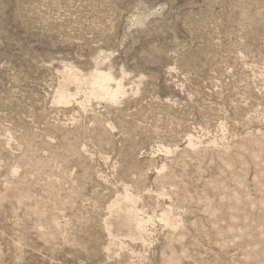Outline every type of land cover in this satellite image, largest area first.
Instances as JSON below:
<instances>
[{
	"label": "rangeland",
	"instance_id": "rangeland-1",
	"mask_svg": "<svg viewBox=\"0 0 264 264\" xmlns=\"http://www.w3.org/2000/svg\"><path fill=\"white\" fill-rule=\"evenodd\" d=\"M0 264H264V0H0Z\"/></svg>",
	"mask_w": 264,
	"mask_h": 264
},
{
	"label": "bare ground",
	"instance_id": "bare-ground-1",
	"mask_svg": "<svg viewBox=\"0 0 264 264\" xmlns=\"http://www.w3.org/2000/svg\"><path fill=\"white\" fill-rule=\"evenodd\" d=\"M65 76H66L65 77L66 78L65 85L58 92V100L60 103H67L66 101L69 100V98H68L69 93L66 90V86L71 82H77L80 87L82 85H85V84H90L89 87H91V93L94 96H101L104 99L107 98L110 101H112L113 103L117 101L120 91L123 90V89L120 90L121 86L119 83L116 85L115 88L112 87L111 83H112L113 79L107 73L106 74L105 73L104 74L103 73H94L90 76V78H88V77L87 78H80L76 74V70L74 71L73 69H68V71L65 73ZM79 86H78V88H79ZM122 87H123V85H122ZM122 93H123V91H122ZM92 94L90 96H92ZM190 144H193L192 141ZM126 193H129V192H126ZM133 202H136L135 198L129 194H126L123 197H118L116 199V201L112 204V208L117 213H124L125 219L128 220V222H126V223L128 225H130L133 229L135 228L136 232L139 234L144 230L145 223L150 221V217H147L144 219H142L140 217L141 219H139L132 212L124 211L125 208L128 206V204L133 203ZM132 210H135V209H132ZM161 216L163 217L164 221L167 224L172 223L170 217L166 214V212H164V214ZM126 223L125 224L123 223V225L124 226L127 225Z\"/></svg>",
	"mask_w": 264,
	"mask_h": 264
}]
</instances>
